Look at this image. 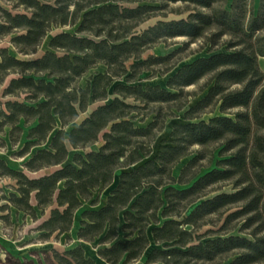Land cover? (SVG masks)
I'll return each mask as SVG.
<instances>
[{"label": "trees", "instance_id": "obj_1", "mask_svg": "<svg viewBox=\"0 0 264 264\" xmlns=\"http://www.w3.org/2000/svg\"><path fill=\"white\" fill-rule=\"evenodd\" d=\"M0 1V40L9 38V45L0 47L1 95L25 94L3 103L0 128L10 126L12 136L23 121L28 128L18 155L35 148L23 166L30 173L43 170L32 177L0 159V175L15 182L0 209L11 205L33 221L48 210L36 227L41 237L68 233L82 202L123 169L105 203L82 211L76 232L82 241L100 238L103 247L97 255L105 263L138 260L152 239L162 247L150 251L148 264H203L228 254L226 264H264V74L257 59L264 58V0H258L256 12L251 0H231L229 8L226 0ZM177 2L193 8L183 17L158 19L138 29L150 17H165L167 7ZM207 31L211 44L229 35L227 51L180 65L165 88L135 84L143 66L164 63L172 54L130 59L159 40L184 36L192 42ZM45 39L44 51L26 58ZM99 64L105 70L81 85V77ZM10 74L16 76L7 79ZM207 75L206 94L183 114L188 121L174 123L170 139L141 162L152 154L157 120L136 125L139 111L151 103L179 101L183 87ZM210 106L219 114L194 120ZM214 143H219L221 157L214 168L190 173L204 158L199 150L178 177L172 175L192 146ZM224 181L232 191L208 196L210 186ZM211 214L222 219L221 225L198 232ZM240 219L239 231L245 233H228V225ZM55 259L58 264H95L79 245L56 252Z\"/></svg>", "mask_w": 264, "mask_h": 264}, {"label": "rangeland", "instance_id": "obj_2", "mask_svg": "<svg viewBox=\"0 0 264 264\" xmlns=\"http://www.w3.org/2000/svg\"><path fill=\"white\" fill-rule=\"evenodd\" d=\"M231 0H226L224 5L226 8H229ZM254 12H256L259 2L258 0H251ZM0 5L3 6V2L0 1ZM188 8V10H186ZM193 6H187L181 2L171 3L165 11L167 14L165 17L160 15L153 16L148 18V20L141 25H139L138 29H143L148 27L150 24L154 23L158 19H177L178 17H183L187 12L191 11ZM181 11V13H176L175 11ZM54 31L50 32L52 34ZM211 31H207L206 35L203 38L196 39L192 42H188L189 40L184 36H178L174 38H166L163 40H159L156 43L152 44L149 49L141 53L139 58L135 60L130 59L129 62H137L140 60H144L145 58L152 56H164L167 54H172L164 63H153L147 66H143L140 72L136 75V83H142L143 85H158L162 88L166 87V81L170 75H172L180 65L185 63L193 62L192 60L198 57H206L212 53H218L221 51H227V47L225 46V42L230 39L229 35L224 34L218 40L216 44H211L207 38ZM260 34L264 36V31H261ZM188 42L187 45L185 43ZM47 39L43 41L41 46L38 49V52L30 57L33 58L37 55H40L44 49L46 48ZM9 45V38L0 40V47H6ZM9 51L13 54L16 52L9 47ZM22 57V56H19ZM258 67L262 74H264V58L258 57ZM105 70V66L102 64L93 67L89 70L85 75H83L80 79V84L84 85L88 76L93 74L94 72H103ZM16 76L15 74H10L9 77ZM44 77V76H43ZM211 75H207L206 77L200 79L193 85H189L183 87L184 94L179 98L177 102L170 103H151L147 108H144L139 111L137 118L134 119V123L140 126H146L151 123L152 120H157L156 127L153 129L155 139L152 141V154L143 159L144 160L152 158L154 154L158 150V146L162 143V140L170 139V130L174 123H184L188 120L183 117L184 112L192 107L194 103L202 98L207 90L204 89L207 82L210 80ZM6 79V80H7ZM118 82H124V79H121ZM7 83V81H6ZM115 84V83H114ZM264 84V81H262ZM5 86V84L0 86V110L3 106V103L7 101V99H17L22 100L24 97V93H22L20 98L17 97H4L1 95V90ZM113 86V84H112ZM109 88V92L111 93V97L113 96L111 89ZM128 101H131L129 99ZM185 104V105H183ZM219 114L217 107L213 106L208 107L203 113H199L198 116L195 117L194 120L205 119L208 120L209 117ZM74 123L70 124L66 127V130L73 126ZM21 131H15L14 134L10 135V126H4L0 128V159H2L8 166H12L18 170L26 171L29 176L35 177L40 174H43V170L38 171L37 173L28 172L24 166L23 162L32 154L35 150L33 148L31 153L20 157L18 155L19 150L23 146V143L26 140V131L27 126L25 123L20 122L18 124ZM99 143H95L90 148L94 149ZM220 149L219 143L209 144L208 147L203 148L198 145L192 146L189 154L182 157L181 160L173 167L172 175L178 177L181 168L186 165L191 158L197 154L199 150L204 151V158L198 159L195 166H193L190 170V173L197 172L198 175L203 174L209 171L211 168H214L216 165L217 159L221 157L218 156V151ZM128 169V168H125ZM124 171L123 169H118L114 174V179L105 188H96L93 191L92 197L82 202L81 208L78 209L73 217V224L68 233L51 235L50 238L45 239L41 237V231H37L36 227L39 225L40 221L46 218L48 215V210L44 214L38 213L37 220L33 221L28 215H24L23 212L18 211L13 206H9L7 209H0V264H58L55 259V253L63 254L67 249L79 245L82 250H84L85 256L90 257L95 264H107L97 255V249L103 247L101 243H99V239L97 238L94 241H85L79 240L76 236V232L80 226L81 213L85 209L96 210L102 206L107 197L110 195L111 189L116 185L118 181V174ZM13 185H15L14 180L9 179L0 175V206L6 203L7 201L3 198V195L8 196V193L13 190ZM176 188H182L186 185H174ZM232 184L228 181H224V183H217L207 190L209 193L208 196H211L216 193L221 192H230L232 191ZM196 204H192L189 206L188 211L191 210ZM236 210L235 207L229 209L226 213ZM225 213V214H226ZM121 220V218H120ZM206 224L201 227L198 231L200 233L204 232L207 229H217L221 223L222 219L219 220L216 214H211L206 217ZM243 219L232 221L228 226L230 227L228 233L233 234H244L245 231L240 230V224L243 222ZM123 220H121V223ZM120 223V225H121ZM120 225L118 226V231L120 237H123V233L120 231ZM149 234V230H148ZM151 239V234H149ZM155 247H162V244H156L152 241L149 242L147 249L141 255V257L128 264H148L146 263V258L150 251ZM231 258V254L223 256L221 258H215L212 262H203V264H226L227 261ZM121 264V263H120ZM155 264H162L161 262H157Z\"/></svg>", "mask_w": 264, "mask_h": 264}]
</instances>
